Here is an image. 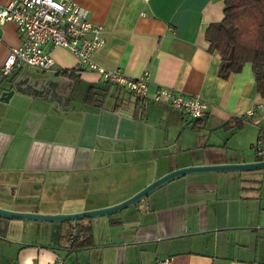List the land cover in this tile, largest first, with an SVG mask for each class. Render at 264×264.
<instances>
[{"label": "crops", "instance_id": "obj_1", "mask_svg": "<svg viewBox=\"0 0 264 264\" xmlns=\"http://www.w3.org/2000/svg\"><path fill=\"white\" fill-rule=\"evenodd\" d=\"M75 1L103 27L93 58L131 76L146 70L148 97L107 84L50 43L52 69L0 73V209L126 205L79 218L91 225L83 247L72 244L78 220L0 215V264H264V166L234 165L264 160L254 149L264 95L249 61L219 75L205 30L222 19L224 0ZM21 39L14 21L0 24V67ZM159 86L209 107L193 118L151 99Z\"/></svg>", "mask_w": 264, "mask_h": 264}, {"label": "built area", "instance_id": "obj_2", "mask_svg": "<svg viewBox=\"0 0 264 264\" xmlns=\"http://www.w3.org/2000/svg\"><path fill=\"white\" fill-rule=\"evenodd\" d=\"M14 21L21 34V42L11 46L0 67L8 74L28 66L49 70L54 58L45 48L46 43L62 46L75 54L80 69L97 72L107 84L122 87L138 98L148 97L150 79L145 70L140 76H131L119 68L108 69L94 58L95 51L104 43L103 27L88 18V10L75 0H10L0 4V24ZM157 102H166L174 108L198 118L204 115L209 102L199 94H187L168 86H159L150 96ZM255 153L264 156V136L254 143ZM48 264H66L57 257ZM151 264H165L156 260Z\"/></svg>", "mask_w": 264, "mask_h": 264}, {"label": "trees", "instance_id": "obj_3", "mask_svg": "<svg viewBox=\"0 0 264 264\" xmlns=\"http://www.w3.org/2000/svg\"><path fill=\"white\" fill-rule=\"evenodd\" d=\"M205 36L209 50L220 56L219 75L226 77L237 72L249 61L256 89L264 95V0H224L222 19L210 23ZM74 227L76 237L72 244L91 245V225L80 219Z\"/></svg>", "mask_w": 264, "mask_h": 264}, {"label": "water", "instance_id": "obj_4", "mask_svg": "<svg viewBox=\"0 0 264 264\" xmlns=\"http://www.w3.org/2000/svg\"><path fill=\"white\" fill-rule=\"evenodd\" d=\"M8 91L2 92V98L7 99ZM235 166L238 165V167H246V168H252V167H260L264 166V160L256 161V162H251V163H244V164H234ZM235 166H226V165H217L213 166V168L218 169V168H228V167H235ZM199 166H191L187 168L188 170H197L199 169ZM185 171V170H183ZM173 174H166V176L160 178L159 180H156L153 182L149 187L146 188V190L152 188L159 182L165 181L168 177L172 176ZM145 190V191H146ZM133 201H136V199H133ZM126 205L124 204H117L115 206H109V207H103V208H97V209H92V210H85L81 212H76V213H70V214H39V213H27V212H18V211H12V210H5V209H0V215H5L9 217H14V218H44L48 220H56V219H71L73 221H77L79 218L84 217V216H90V215H96L100 213H105L108 212L112 209L121 207Z\"/></svg>", "mask_w": 264, "mask_h": 264}, {"label": "rangeland", "instance_id": "obj_5", "mask_svg": "<svg viewBox=\"0 0 264 264\" xmlns=\"http://www.w3.org/2000/svg\"><path fill=\"white\" fill-rule=\"evenodd\" d=\"M115 88V87H114ZM126 96H128V97H134L132 94H129V93H126Z\"/></svg>", "mask_w": 264, "mask_h": 264}, {"label": "bare ground", "instance_id": "obj_6", "mask_svg": "<svg viewBox=\"0 0 264 264\" xmlns=\"http://www.w3.org/2000/svg\"><path fill=\"white\" fill-rule=\"evenodd\" d=\"M89 18V17H88Z\"/></svg>", "mask_w": 264, "mask_h": 264}]
</instances>
